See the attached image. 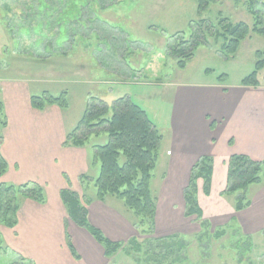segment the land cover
Segmentation results:
<instances>
[{"label":"rangeland","instance_id":"obj_1","mask_svg":"<svg viewBox=\"0 0 264 264\" xmlns=\"http://www.w3.org/2000/svg\"><path fill=\"white\" fill-rule=\"evenodd\" d=\"M8 1L11 2L10 13H7L10 8L5 10ZM247 1L220 0L200 15L197 0H120L108 8L96 10L99 21L92 22V26L102 27L100 30L105 29L107 33L93 31L86 38L78 37L67 56H48L36 44L39 34L27 33L26 27L23 32L13 34L4 19L8 14L12 23H22L19 16L23 0H0V82L20 77L31 84L34 95L45 91L55 95L67 92L70 104L67 113L69 118L77 120L76 123L82 118L92 97L110 102L120 96H130L148 111L164 136L151 182L153 195L159 198L162 184L171 172L172 119L182 111L181 104L182 108L186 105L184 98L192 93L186 98L190 104L188 111H192L194 118L203 111L213 118L218 117L221 113L215 88L226 86L230 92L243 88L242 80L255 70L257 52L264 51V35L252 31L235 55L223 54L222 41L211 40L210 44L199 47L186 68L180 69L175 57L169 53L173 37L179 32L190 35L193 23L200 18L217 23L220 12L234 22L244 21L253 27L255 21L247 9ZM257 8L264 21V0H260ZM223 74L226 75L225 81L219 80ZM258 79L263 88L264 68L259 71ZM197 98L201 100V105H198ZM228 101L231 102V94ZM243 101L245 99H241ZM223 120L224 124L218 131L220 140L232 135L231 131L238 138L235 117L230 119L227 114ZM180 127L188 130L186 125ZM108 141L109 134L104 132L91 136L88 143L106 144ZM221 144L220 141L219 146ZM212 157L215 165L217 157ZM201 183L200 193H203ZM86 184L91 185V182ZM263 190L264 181L250 186L248 196L251 201L254 202ZM236 195H229L228 198L233 201L234 210ZM127 211L131 218L136 217L133 211L128 208ZM205 219L208 221L207 232L201 229V221L192 219L189 233L178 235L175 241L183 240L188 247L179 253L181 261L175 264H264V229L254 236L250 235V248L248 235L237 222L220 225L219 221L212 223L206 216ZM7 229L0 226V232H7ZM144 229L150 230L148 227ZM218 229H226L227 234L220 239L215 238L214 233ZM143 230L137 237L143 246L140 256L144 260L151 254L160 257L165 248L156 239L166 236L156 230L153 233ZM6 245L3 243L0 248V264L18 263L19 255ZM246 247L249 250L243 252ZM120 258L117 260L121 262Z\"/></svg>","mask_w":264,"mask_h":264},{"label":"crops","instance_id":"obj_2","mask_svg":"<svg viewBox=\"0 0 264 264\" xmlns=\"http://www.w3.org/2000/svg\"><path fill=\"white\" fill-rule=\"evenodd\" d=\"M0 83V99L7 118V125L0 127V134L4 136L1 153L9 163L1 180L15 185L35 181L44 187L47 199L45 203L22 200L17 225L7 227V232L1 231L10 249L35 264H138L123 249L113 257H107L104 246L69 218L62 200L63 189L71 188L77 192L89 210L91 224L113 241L128 242L141 236V218L136 215L131 218L127 214L128 207L123 199L108 194L101 200L95 182L90 185L80 180L83 174L95 179L99 176L100 165H93L94 146L98 144L64 145L67 135L79 122L69 118L68 108L62 109L58 105L34 108L31 84L20 77L7 78ZM260 86L244 85L232 92L226 86L216 87L221 113L216 118L206 111L194 118L192 111H188L190 104L186 98L192 93L184 98L186 105L182 108L181 104L182 111L172 119L171 172L162 184L158 198L155 230L161 235L186 236L189 233L192 222L186 216L185 189L193 166L201 157L211 155L217 157V162L213 164L210 194L200 193V183L204 186V182L198 180V199L206 218L212 223L219 221L220 225L237 222L248 236L264 229V190L249 208L240 212L233 209L229 195H223L228 182L230 155L238 151L254 159H264V87ZM230 94L231 102L228 101ZM196 100L201 105V100ZM227 114L230 119L235 117L238 138L231 131L232 135L220 140L218 131ZM181 125L188 126V130ZM67 232L77 256L70 249ZM121 256L124 257L121 259Z\"/></svg>","mask_w":264,"mask_h":264},{"label":"trees","instance_id":"obj_3","mask_svg":"<svg viewBox=\"0 0 264 264\" xmlns=\"http://www.w3.org/2000/svg\"><path fill=\"white\" fill-rule=\"evenodd\" d=\"M22 1V0H21ZM239 3L241 0H235ZM120 0H23L21 2L20 24L12 23L8 14L4 17L11 32H34L40 35L37 46L46 54L68 55L74 48L78 37L86 38L90 33L105 29L92 26V22L99 21L96 10L108 8ZM200 15L214 3L220 0H197ZM8 1L5 10L11 12ZM247 9L254 18L251 27L247 22H234L228 16L219 13L218 22L208 18H200L192 25V33H176L173 43L169 46V53L177 60L180 69L194 59L199 47L210 44L211 40L222 41L221 49L227 56L235 55L242 42L253 31L264 35V21L260 9L257 8L260 0H248ZM181 35V36H178ZM104 37V36H103ZM258 60L255 70L242 80L245 86H260L259 71L264 68V51H258ZM47 56V55H46ZM223 74L219 80L225 81ZM31 104L36 109H44L50 105H58L62 109L69 108L67 92L55 95L45 91L41 95H32ZM7 125L5 106L0 99V127ZM109 134L106 144L94 146L93 165H100V174L95 179L88 174L80 177L82 183L95 182L98 190V198L103 200L106 195L112 194L123 199L126 206L131 209L138 218H141L142 227H148L143 232L153 233L156 227L158 198L153 195L151 182L153 172L157 165L158 151L162 145L164 136L157 124L151 118L148 111L130 96H120L108 102L98 97H92L86 105L82 118L77 126L67 135L64 145L84 146L93 135ZM4 136L0 134V226L14 228L18 223V212L23 199H32L39 203L46 202L44 187L29 181L20 185L8 184L1 180L9 168V163L1 153V145ZM213 157L203 156L193 166L190 182L185 189L186 216L191 220L201 221V227L208 231V221L205 219L203 208L198 199V180L204 182L205 194L211 193L213 179ZM228 182L223 195L237 194L235 197V211L240 212L252 205L248 196L250 186L264 181V159H254L248 154L235 153L229 156ZM62 200L68 210L69 218L79 227L85 228L91 235L104 246L107 257H113L123 249L133 257L138 264H175L181 261L182 250L188 247L183 241H175L178 235L166 236L156 239L160 241L165 252L158 255H148L142 259L143 246L138 238H132L128 242H118L107 238L103 232L89 221V210L83 202V198L71 188L61 191ZM227 234L226 229H218L214 236L217 239ZM249 247L252 246V239ZM67 241L71 251L77 256L71 235L67 232ZM6 243L0 232V248ZM7 248L10 249L8 245ZM161 248V246H159ZM243 249V252L249 250ZM242 252V253H243ZM19 255L16 264H35L33 260ZM174 255L173 258H170ZM172 259V260H170Z\"/></svg>","mask_w":264,"mask_h":264}]
</instances>
